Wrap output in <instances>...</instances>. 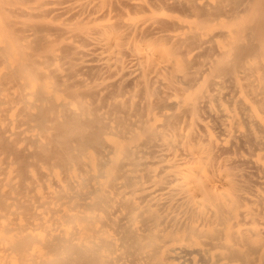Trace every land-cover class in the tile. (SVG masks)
I'll return each mask as SVG.
<instances>
[{"label": "bare ground", "instance_id": "1", "mask_svg": "<svg viewBox=\"0 0 264 264\" xmlns=\"http://www.w3.org/2000/svg\"><path fill=\"white\" fill-rule=\"evenodd\" d=\"M0 264H264V0H0Z\"/></svg>", "mask_w": 264, "mask_h": 264}]
</instances>
